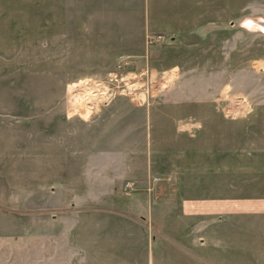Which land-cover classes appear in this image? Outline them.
<instances>
[{"label": "rangeland", "instance_id": "rangeland-1", "mask_svg": "<svg viewBox=\"0 0 264 264\" xmlns=\"http://www.w3.org/2000/svg\"><path fill=\"white\" fill-rule=\"evenodd\" d=\"M213 3L224 24L210 26L228 31L181 53L185 70L223 67L210 104L217 115L202 104L197 110L202 120L178 122L182 146L198 137L199 149L207 152L185 158L195 178L184 182L198 185L195 197H207L210 190L222 196L236 184L235 170L224 174L221 155L215 154L224 143L241 144L246 152L256 145L264 156V0ZM44 6L38 0H0V254H14L10 264H264V215L231 218L228 226L220 219L184 216L172 181L159 185L156 194L135 196L134 211L117 186L115 193L107 186L105 193H93L88 186L93 179L81 164L83 143L95 142L91 122L116 103L119 111L131 103L156 104L182 69L129 57L123 62L119 55L107 70L64 82L78 69L46 67L44 47L25 31L30 20L14 18L17 11ZM176 52L168 57L177 59ZM224 122L231 129L228 142L221 132L205 131L206 123ZM111 209L141 218L146 227L111 226Z\"/></svg>", "mask_w": 264, "mask_h": 264}, {"label": "crops", "instance_id": "crops-1", "mask_svg": "<svg viewBox=\"0 0 264 264\" xmlns=\"http://www.w3.org/2000/svg\"><path fill=\"white\" fill-rule=\"evenodd\" d=\"M33 1L30 0L31 3ZM38 1L45 3L44 10L17 11L14 18L30 20L29 28L25 31L28 30L34 43L44 47L46 67L78 69L64 82H75L89 74L107 70L115 64L119 55L129 57L135 63H159L165 70L169 66L182 69L179 77L160 94L156 104L145 107L131 103L130 108L119 111L116 103L105 108L107 113H101L91 122L93 128L90 129L95 137H89L95 142L89 145L91 147L83 143L86 149L81 164L82 168H86L85 176L93 179L88 185L93 193H105L106 186L114 192L117 186L123 191V199L130 201L141 192L148 196L156 194L159 185L172 181L176 186L174 194L179 199L180 213L184 216L220 219L223 226H228L231 218L253 219L264 215V156L256 145L246 152L241 144L236 146L241 149L235 150L224 143L215 153L221 155L219 161L225 169L224 174L230 172L228 169L231 167L235 170L232 173L236 175V184L228 188L226 194L223 191L222 196H216L217 193L210 190L207 197H195L192 193L198 185L184 182L195 178L189 172L190 166L184 165L187 162L185 158L201 154L205 157L207 152L199 149L203 145L196 141L198 137L189 141L190 147L182 146L178 122L189 118L192 120L193 117L202 120L197 113L199 107L204 108L202 104L206 107L205 111L217 115L210 104L213 84L217 76L222 75L223 67L221 72L214 69L199 72L185 70L181 53L195 49L193 47L205 38L214 40V36L224 35L228 31L223 26H210L214 23L224 24L221 23L224 16L215 11L213 0ZM15 29L22 33V27ZM151 34H158L161 39L149 45L147 37ZM219 39L223 43L224 39ZM172 51H177V59L168 57ZM87 123H83L86 128ZM206 124L205 131L221 132L223 142L230 140L228 122L219 126ZM209 145L213 147L212 143ZM161 147H165V150H159ZM229 180L225 177V182ZM129 182H132V186L128 189L125 185ZM250 186L252 192L247 190ZM129 193L131 198L125 195ZM129 206L133 207L132 211L136 210L137 205L133 201ZM110 213L108 223L111 226L112 223L127 222L146 227L141 218L122 210L111 209ZM13 258L14 254H0V261L4 264H10Z\"/></svg>", "mask_w": 264, "mask_h": 264}, {"label": "built area", "instance_id": "built-area-1", "mask_svg": "<svg viewBox=\"0 0 264 264\" xmlns=\"http://www.w3.org/2000/svg\"><path fill=\"white\" fill-rule=\"evenodd\" d=\"M159 38H160V35H158V34H156V36L148 35V37H147V43H148L149 45H150V44H153L154 41H156V40L159 39ZM119 59H120L121 61L125 62L126 59H127V57H125V56H123V55H120V56H119ZM98 92H99V91L94 90L93 93H92V96H93V97H97ZM123 94H124V93H123ZM100 95H102V93H100ZM98 97H100V98L102 99V96H98ZM85 99H87V98H85ZM93 107H94V105H92V106L90 105L89 109L92 110ZM92 111H93V110H92ZM157 179H158V178H157ZM157 179H155V180H157ZM125 186H126L128 189L131 188V186H132V182L127 183Z\"/></svg>", "mask_w": 264, "mask_h": 264}]
</instances>
